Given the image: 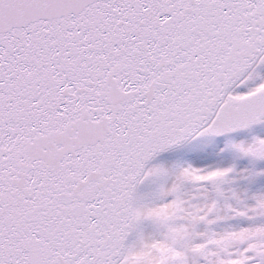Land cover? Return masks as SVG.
Wrapping results in <instances>:
<instances>
[{"label": "snow or ice", "instance_id": "snow-or-ice-1", "mask_svg": "<svg viewBox=\"0 0 264 264\" xmlns=\"http://www.w3.org/2000/svg\"><path fill=\"white\" fill-rule=\"evenodd\" d=\"M0 264H264V0H0Z\"/></svg>", "mask_w": 264, "mask_h": 264}]
</instances>
